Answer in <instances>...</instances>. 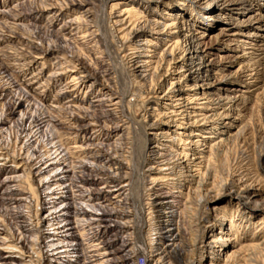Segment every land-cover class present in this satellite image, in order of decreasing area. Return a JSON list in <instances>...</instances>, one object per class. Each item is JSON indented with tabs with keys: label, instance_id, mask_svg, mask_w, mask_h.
Segmentation results:
<instances>
[{
	"label": "bare ground",
	"instance_id": "bare-ground-1",
	"mask_svg": "<svg viewBox=\"0 0 264 264\" xmlns=\"http://www.w3.org/2000/svg\"><path fill=\"white\" fill-rule=\"evenodd\" d=\"M172 1H175L176 7L170 6ZM206 1L209 3L207 6ZM27 2L33 6L38 0ZM106 2L109 5L111 22L116 26L113 39L121 43V46L115 54L112 52L105 56H111L110 60L118 59L125 64L128 73L139 79L142 86L147 88L149 97L144 103L150 102L141 119L123 115L126 120L120 119L112 127H106L103 120L101 121L104 115L102 108L111 107L106 111L112 112L121 105L119 97L111 96L112 94L107 96L105 91L108 87L106 81L109 79V69L100 70L79 54L67 56L64 53L66 45L50 44L47 48L43 46L39 50L38 42L30 39L29 41L34 43L33 48L31 47L34 53H31L27 48L21 47L24 43L15 40L18 37L9 35L17 29L19 31V26L23 25L21 22L26 16L18 10H15V13L11 10V13L0 9V17H9L8 21L0 25V78H7L0 99L9 98L10 102L6 110L0 112V131L3 125L10 123L12 115L19 114L17 123L21 136L25 139L20 147V157L16 156L15 150L12 153L0 142V169L11 162L12 165L9 166L13 169L24 167L23 171L27 173L25 187L17 184V175L6 176L2 183H16L13 185L16 189L23 187L18 191L29 194L28 198L35 202L36 206L35 214L31 215L33 219H29L30 222L27 223L25 219V224L21 226L35 228L36 239H33L29 246L22 236L14 238L12 234L6 235L8 232L2 227L4 224L0 215V264H16L8 261L13 260V254L23 256L21 264H44L46 260L53 264H72L76 261L73 257H79L80 252L83 254V264H124L126 261H132L136 253L133 247L135 238L131 235L137 230L141 234L146 226H150L148 223L151 219L156 223L155 228L153 226L156 237L153 238L154 249L149 261L154 264H169L171 261L178 264H264V146L257 155L251 154L253 151H249L247 146L235 154H228L227 147L230 142L244 139L250 129L249 126L240 125L236 130H231L233 124L230 121L225 123V129H221L220 121L242 111L252 95L255 94L257 98L259 89L262 90L261 94H264V39L257 38L263 37L264 34L248 31L246 28L252 27L257 20H263L264 15L260 14L255 18L250 15V11H240L235 12L236 15L245 13V16H231L227 22H222L220 36L233 42L244 36V39H241L244 45L231 55L232 59L240 62L239 67L228 75H220L216 95V105L219 108L218 123L208 128L206 126L211 122L207 119L210 115L201 111L213 109L209 107L208 100L210 86L197 80L190 83V80L197 77V70L193 71V67H196L195 59L198 57L196 53H207L208 48L193 50L192 44L199 41V44H202L205 37L211 38L207 31L216 23L215 19L221 14H227V11L242 0ZM88 3L87 0H70L69 3L60 5L56 0H47L43 5L37 4L35 10L38 14L52 9L65 13L68 4L86 6ZM162 3L168 6L162 11L151 12V6L159 7ZM199 6H203V10H200ZM143 9H148V14L143 12ZM88 11L89 9L83 13L87 14ZM178 11L189 12L190 20H180V17H177ZM63 13L55 15L58 17ZM196 20L200 21L199 27L187 25V22ZM69 21L76 22L74 19ZM66 23L62 29L68 25ZM187 26L192 27L189 29ZM199 28H204L205 31L200 32ZM73 30L75 33L72 35H77L76 38L85 39L88 36L80 27H74ZM183 30L188 32L183 37H178ZM261 30H264V26ZM63 39L72 43L76 41L75 37ZM10 42L21 45L18 46L21 51L15 49L18 55L34 54L31 57L35 58V63L40 59L47 61L46 56L49 55L53 59H59L54 62L55 65L59 64V68L51 73V79L55 83L63 80L65 89H59L60 92L54 96L58 98H54L53 104H50L51 109L58 114L55 116L58 119L53 120L54 123L47 131L44 130L47 121L45 117L27 113L31 108H37V105L44 106L42 101L45 90L30 93L34 83V80H31L39 72H36L33 78L28 76L21 82L18 78L14 79L12 67L16 64L8 62L10 58L2 49L3 44ZM184 45L191 48L187 50L185 46L187 51H183L181 49ZM187 55L191 56L192 62H184ZM176 57L179 60L173 66ZM68 58L70 60H67ZM206 58L205 56L204 59ZM209 59L207 58L208 63L204 69L210 67ZM162 60H165L163 62L166 66L162 64ZM22 66L24 68L26 65ZM185 67L189 68L185 70ZM186 71L190 74L184 75ZM168 73L170 76L175 75L174 80H171L163 94L154 95L158 94L162 87L156 82L154 84V74L162 79L168 77ZM90 79L95 81L87 90H83L84 84ZM45 85L43 82L38 88ZM237 85H242L243 89L238 90ZM72 92L77 95L66 98L67 101L60 106L63 95ZM82 93L84 96L80 99L79 95ZM65 111L69 114L64 115ZM238 119V115H235L233 120ZM122 130H129L142 138L143 163L156 164L148 170L150 174L155 172L157 175L150 176L151 187L146 190L147 203L143 201L144 204L134 199L132 202L127 201L128 195L133 194L130 193L133 189L131 173L124 172L121 168H114L120 171H112L110 168L102 171L96 165L103 161L111 166L119 161L108 152L110 144L106 140ZM53 135L58 141L53 142ZM78 136L84 139L81 143L77 142ZM45 138L46 141L51 140L53 146H59L58 149L53 148V151L47 148V144L42 143ZM153 140L155 144L147 147L148 142ZM162 141L173 143L166 145L173 154L170 159H162V154L158 156L159 148L164 145ZM36 179L38 185L33 188L30 181ZM160 184L178 188L177 193L180 194L184 210L176 208L167 196L163 197L158 193L156 186ZM18 200L25 201L27 197ZM117 207H122V210ZM44 212L47 213L44 215ZM181 217L188 219V224L183 225ZM45 227L48 228L44 229ZM112 229L117 231L110 234ZM123 233L127 234L122 236ZM249 234H252L251 238L245 240ZM70 238L79 241L71 246L67 241ZM118 241L120 244L116 247Z\"/></svg>",
	"mask_w": 264,
	"mask_h": 264
},
{
	"label": "rangeland",
	"instance_id": "rangeland-1",
	"mask_svg": "<svg viewBox=\"0 0 264 264\" xmlns=\"http://www.w3.org/2000/svg\"><path fill=\"white\" fill-rule=\"evenodd\" d=\"M29 1V0H28ZM40 1V2H39ZM47 0H38V2H35L36 4L31 6V3H28L27 0H0V9H6L8 11H13L15 13V10H18L19 13L22 15L26 16L24 17V20L21 22L23 25L19 26V31L18 29L15 30L14 33H11L9 35H12L13 37H18L15 38L17 41H21L24 43L22 46L18 43H7L2 45V49L5 50L4 53H6V56L10 58L8 62L16 64L14 67H12V76L15 78H18L19 81H23L26 77H34L33 75L37 74L31 81L34 80L33 83V89L30 90V93L36 92L39 93L43 90H45V97L43 99L44 106L42 105H37L38 107L31 108L27 111L29 114H37L39 117H45L46 123H45V131L49 130L51 127V124H53V120H56L55 116L58 115L55 113L51 107L50 104H53L52 101L55 98V94H58L61 89H65V84L64 81L62 80L61 82H56L51 79V73L55 71L57 68H59V64H54L57 58L53 59L51 58L52 56L49 55V57L46 56V59H40L38 60V63H35V58L31 57L30 53H23L25 57L22 58L23 55L17 54L15 52V49L19 52L18 46H21L22 48L24 47L26 50H30L31 53L33 49H31L32 46H34V43L29 41L30 39L36 40L38 42L37 46L38 49L40 50L43 46L47 48L50 46V44H55L59 46H65L66 49L64 48V53L68 56H75L77 54L82 55L83 58L87 59L86 61H89L93 66L100 68V70H106L109 69L110 75H108L109 79L106 81L108 84V87L105 91H107V96H117L119 97V101L121 100V105L118 106L116 110H113L112 112H108V110L111 107H104L102 108L103 116L101 118V121L103 120L104 125L107 126H115V123L120 120H126V117H123V115H130L131 117H135L136 119H141V116L144 114L145 109L149 107L150 102L144 103L145 101L148 100V92L146 91V87L142 86V82H140L139 79L135 78L131 73H128L126 66L122 61L120 62L118 59H113L110 60V57L105 56V55H110L115 54L120 50L121 43L115 41L113 39V36L116 33V26L113 25V22H111L110 18V11H109V5L106 2L107 0H87L89 3L86 6L82 5H73V4H68V7H65L66 10L63 11L59 9H52V11H48L44 14H38L36 13L35 7H37V4H45ZM50 1V0H48ZM60 5H65L66 3H69L70 0H56ZM27 2V3H25ZM4 3V5H3ZM22 3V4H20ZM177 3V2H176ZM151 4V3H150ZM206 6L209 5L208 1L205 2ZM175 6V1H172L170 6ZM6 6V8H4ZM168 5H165L162 3L161 6L155 7L151 6L150 10L151 12H155L156 10L162 11L163 8H166ZM89 9L87 14H84L83 12L85 10ZM91 9V11H90ZM200 10H203V6L200 7ZM11 11V13H12ZM15 11V12H14ZM35 11V12H34ZM148 9H143V12L147 13ZM249 12L250 15H253L255 18L262 14L264 15V0H242L241 3H238L234 5L231 10L227 11V14H221L220 17H218L216 20V23H213L212 27L207 31V34L210 33V37H205L202 41H204L202 44H199V42H195L192 44V48L203 50L208 48V52H198L196 53V56H198L195 59L196 62V67H193V71H196V79L190 80V83L195 82L197 80L201 84H209L210 89L208 92H210V98L208 99L210 104L209 107L213 109L209 110H202L201 112L206 113L207 115H210V117L207 119L209 122L208 125L206 126L208 128L214 126L215 124L218 123V116L217 113L219 112V108L216 105V95L218 93V80L220 78V75H228L229 73H232L235 71L239 65L240 62L236 59H232L231 55L234 52H237L239 48H241L244 44L241 39H244V36L240 37V39L236 42L230 41L227 39V37L220 36V31L221 28L223 27L222 22H227L229 18L232 17H241L245 16L244 14L238 13L236 15L235 12ZM58 17L55 14H61ZM180 13V15H179ZM84 14V15H83ZM38 15V16H37ZM34 16H37L34 18ZM180 17V20L185 21V20H190L191 15L189 12H183V11H178V16ZM9 17H0V25L4 24L5 21L9 20ZM86 18V19H85ZM150 19L151 16H149ZM75 20L76 22L70 23L69 20ZM110 20V21H109ZM50 22V23H49ZM67 22V23H66ZM66 27L62 29L63 26ZM252 27H246L248 31H259L260 34H264V30H261V27L264 26V19L263 20H257ZM194 25L200 26V21L196 20V22H187V25ZM75 25V26H74ZM79 25V26H78ZM113 29H112V27ZM80 27L82 30L85 31V33H88V36L85 39L82 38H76L77 35H72L75 33V30H73L74 27ZM2 27V26H1ZM61 27V29H60ZM87 27H89L87 29ZM192 26H187L186 28H191ZM197 27V28H198ZM46 28V29H45ZM260 28V30H259ZM5 31V29H3ZM51 30H53L52 34L50 33ZM73 30V31H72ZM92 30V31H91ZM97 30V31H96ZM200 32L205 31L204 28H199ZM17 31V32H16ZM60 31V32H58ZM91 31V32H89ZM150 31V30H149ZM19 32V33H18ZM56 32V33H55ZM64 32V34H63ZM115 32V33H114ZM188 31L183 30L180 34H178V37H183L185 33ZM14 34V35H13ZM55 34V35H54ZM63 34V35H62ZM32 35V36H31ZM51 35V36H50ZM81 35V34H80ZM91 35V36H90ZM93 35V36H92ZM113 35V36H112ZM24 37V38H23ZM28 37V38H27ZM30 37V38H29ZM69 38L71 39L75 37L72 42H66L63 38ZM91 37V38H90ZM88 38V39H87ZM258 39L263 38L264 36L257 37ZM14 40V39H12ZM90 41V42H89ZM95 41V42H94ZM54 42V43H53ZM71 43V44H70ZM49 44V45H48ZM199 44V46H198ZM36 45V44H35ZM94 45V46H93ZM195 45V46H194ZM201 45V46H200ZM17 46V47H16ZM191 48V46L184 45L181 50H186L185 49ZM16 47V48H15ZM33 48V47H32ZM95 48V49H94ZM201 48V49H200ZM187 49V50H188ZM186 50V51H187ZM94 51V53H93ZM182 51V52H183ZM181 52V51H180ZM181 52V53H182ZM89 53V54H88ZM92 53V54H91ZM104 53V54H103ZM207 54V55H206ZM180 55V54H179ZM177 55V57H180ZM210 58V67H206L204 69V66L206 65V59ZM89 57V58H88ZM173 60V66L176 61L179 60L177 58ZM72 59L71 57H69ZM67 60H70V59ZM105 58V59H104ZM202 58V59H201ZM77 59V58H76ZM165 60H162V64H164ZM46 62V63H45ZM104 62V63H103ZM184 62H192L191 56L187 55L184 58ZM45 63V67H43V64ZM52 63L54 65H52ZM24 64V68L22 66ZM51 65V66H50ZM169 65V63H168ZM167 65V67H168ZM222 65V67H221ZM224 65V66H223ZM54 68H53V67ZM164 66H166L164 64ZM170 65V67H173ZM22 67V68H21ZM187 70L189 67H185ZM113 70V71H112ZM187 72V73H186ZM184 75H189L190 72L186 71ZM165 73V71L163 72ZM171 73V72H169ZM168 73V77L164 78H159V76L154 74V84H161L162 87H160L158 94H154L156 96L163 94L169 87L171 80H174V76H170ZM9 78V75L7 76ZM12 77V78H13ZM48 78V79H47ZM165 78L167 80H165ZM7 79V78H6ZM5 79V80H6ZM157 79H159L157 81ZM5 80L0 78V93L3 92V89L6 86ZM51 80V81H49ZM65 80V79H64ZM139 80V81H138ZM95 81V79H90L84 84V89L87 90L91 83ZM161 81V82H160ZM237 81V80H235ZM45 82L46 85L43 87L38 88L41 83ZM165 83V85H164ZM4 84V85H2ZM101 84L102 81H101ZM63 85V86H62ZM45 87V88H44ZM63 87V88H62ZM238 90L241 91L243 89L242 85H237ZM16 89V87H14ZM163 88V90H162ZM60 89V90H59ZM164 91V92H163ZM260 94L257 96L252 95L250 99L246 102V106L242 108V111L238 112V114H232L233 116L230 117H224L222 118V124H221V129H225V123H228L229 121L232 122L233 127H231V130H236L238 126H249L248 129H250V133L247 134V138L245 137L242 140H233L230 142V144L227 147V153L228 154H235L242 148L246 147L249 149L251 154L253 153L254 155L258 154V152L261 151V149L264 146V94H261L262 90L259 89ZM184 93V92H180ZM236 93H240L239 91H236ZM109 94V95H108ZM77 95L76 92H72L69 94H65L62 97V102H60V106H63L65 100L71 98V96ZM60 96V95H59ZM66 96V97H65ZM84 93L79 95V98H83ZM65 97V99H64ZM67 98V99H66ZM260 98V99H259ZM257 99V100H256ZM131 100V101H130ZM161 101H166L165 99H161ZM257 102V103H256ZM9 98L5 99H0V112L2 110H6V108L9 106ZM131 103V104H130ZM254 103V106H253ZM162 106H164V102L161 103ZM59 105V104H58ZM124 106V107H123ZM130 106V107H128ZM41 108V109H40ZM164 108V107H163ZM123 109V110H122ZM131 109V110H130ZM129 110V111H128ZM51 112L49 114V112ZM69 111V110H66ZM65 111V112H66ZM101 111V109H99ZM25 112V111H24ZM64 112V113H65ZM124 113V114H123ZM69 114V112H68ZM67 112L64 115H68ZM19 114L12 115V118L10 116L11 120L10 123H7L6 125H3L1 127L0 131V142L1 144L5 145L7 148L10 149V151L15 152L16 156L20 157V147L24 144V138L23 135L21 136V131L19 129L17 120L19 119L18 116ZM44 115V116H43ZM235 115H238V120H233ZM105 116V117H104ZM123 117V118H122ZM17 118V119H16ZM56 118V119H55ZM213 122H212V121ZM115 121V122H114ZM49 124V125H48ZM237 126V127H235ZM48 127V128H47ZM4 129V130H3ZM55 134V133H54ZM135 136V137H134ZM8 137V138H7ZM17 137V138H16ZM137 137V138H136ZM53 142L58 141L55 138V135H53ZM262 138V140H261ZM17 139V140H16ZM41 139L43 140V134L41 133ZM139 136L134 135V133L130 132L129 130H122L119 131L116 134L111 135V137H108L106 142L109 143L110 145L108 146L109 151L111 155H114L116 158H118V162L116 164L109 166L106 162H100L96 163L97 168L102 171L107 170L110 168L112 171H120L116 170L114 168H121L123 169L124 172H129L131 173V181L133 184V189L130 193H133L131 195H128L127 200L128 202H132V200L140 201L143 203H147V197L145 196L146 190L151 187L150 184V176L151 175H157L155 172L150 174V170L152 167H155L156 164H148V163H143V157H144V151L143 150V142H141L142 138L140 139ZM82 140H84L82 137L78 136L77 142L81 143ZM164 140V139H162ZM247 141V142H246ZM44 142V143H43ZM51 140L46 141V138L44 141H42L43 144H47V148H50L51 150L55 151L58 149L59 146H53V143ZM53 143V145H52ZM115 143V144H114ZM164 143L163 147L159 148V154L158 156H162V159H170L172 157V151L171 149H167L166 145L173 144L172 142H163ZM118 144V145H117ZM155 144V141H149L147 144V147H151ZM15 145V146H14ZM58 145V144H57ZM52 146V147H51ZM141 146V147H140ZM19 147V149H18ZM57 147V148H56ZM112 147V148H110ZM175 147V145H174ZM55 150H54V149ZM52 151V152H53ZM161 152V153H160ZM162 154V155H161ZM172 154V155H171ZM24 157V156H23ZM164 157V158H163ZM174 160H176L174 158ZM253 163V162H252ZM255 163V161H254ZM148 164V165H147ZM11 162L7 163V166L2 167L1 173H0V215L3 218V228H6V235L12 234L14 238H20L21 236L23 237L25 243L29 246L33 242V239H36V231L35 228L32 226L28 227H21L25 222H30L31 219H33V215L35 214L34 211L36 210L35 202H32L29 198V194L22 193L21 191H18L19 189L22 190L23 187H20L19 189H16L17 187H14L16 183H2L3 180L5 179L6 176L9 175H17L19 182L17 184H20L21 186H26V179H27V173L23 171L24 167L20 169H13L11 166ZM151 166V167H150ZM131 169V170H130ZM122 172V171H121ZM140 172V173H139ZM135 173V174H133ZM138 173V174H137ZM160 175H158L159 177ZM33 177V175H32ZM157 177V176H156ZM33 184V188H37V179L36 180H31L30 181ZM12 184V185H11ZM8 186V187H7ZM6 187V188H5ZM163 188V189H162ZM156 189L159 194H162L163 197H168L173 204L176 206V208H180V210H184L183 202H181V197L180 194L177 193L178 188H174V186H169L166 187V185H157ZM8 190V191H7ZM27 190V189H26ZM134 190V191H133ZM27 192V191H26ZM27 200H18L19 198H26ZM16 198V199H12ZM138 198V199H137ZM30 201V202H27ZM143 203V204H144ZM34 204V206H33ZM228 204V203H227ZM39 207H41V203H39ZM126 207V206H123ZM120 208V207H119ZM117 207V209H119ZM122 210V207L120 208ZM119 209V210H120ZM40 211V210H39ZM21 212V213H20ZM40 213V212H39ZM47 213V212H46ZM44 212V215L46 214ZM19 214V215H18ZM16 217H15V216ZM22 215V217H20ZM32 215V216H31ZM29 218H28V217ZM146 216V215H145ZM19 217V218H18ZM24 217V218H23ZM26 217V218H25ZM32 217V218H31ZM27 219L25 222L24 220ZM30 219V221H29ZM180 219V218H179ZM185 217H181V223L188 224V219ZM24 222V223H23ZM150 226H146L141 234L137 230L136 233L132 234L131 236L135 239V245L134 250H135V257L134 259L126 261L124 264H154L153 262L149 261L151 258L150 256L153 254L152 250L154 249L153 243L155 242L153 238L156 236L154 235V228L156 226V223L154 220H149L148 223ZM154 226V228H153ZM48 227H45L46 229ZM152 228V229H151ZM35 231V232H34ZM117 230L112 229L110 231V234L115 233ZM128 232H131L128 230ZM20 233V234H19ZM127 233H123L122 236H125ZM252 234H249L246 236L245 240H249L251 238ZM136 236V237H135ZM1 237V235H0ZM113 237V236H112ZM138 237V238H137ZM2 238V237H1ZM26 238V239H25ZM140 238V239H139ZM143 238V239H141ZM32 240V241H31ZM70 240V241H69ZM148 240V241H147ZM69 242L68 245L71 244L73 246L75 243H78V239L70 238L67 240ZM139 241V242H138ZM0 242L2 240L0 239ZM139 243V244H137ZM1 244V243H0ZM120 242L118 241L116 243V247H118ZM137 248H136V247ZM152 246V247H151ZM9 256L12 254H5V256ZM82 253H78L79 257H73L76 259V261L72 264H83L84 263V258L82 257ZM14 257L13 260H8V261H13L16 264H21L23 262V256L20 254H13ZM21 258V259H20ZM148 259V260H147ZM44 264H53L50 260H46ZM168 264V263H167ZM169 264H178L175 261L169 262Z\"/></svg>",
	"mask_w": 264,
	"mask_h": 264
}]
</instances>
